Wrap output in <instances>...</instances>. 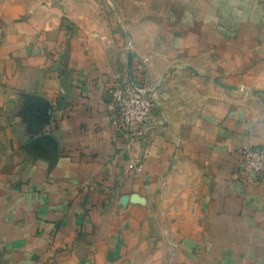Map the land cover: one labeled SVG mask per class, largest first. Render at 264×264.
<instances>
[{
	"label": "crops",
	"instance_id": "1",
	"mask_svg": "<svg viewBox=\"0 0 264 264\" xmlns=\"http://www.w3.org/2000/svg\"><path fill=\"white\" fill-rule=\"evenodd\" d=\"M140 80L146 134L109 87ZM264 0H0V264H264Z\"/></svg>",
	"mask_w": 264,
	"mask_h": 264
},
{
	"label": "built area",
	"instance_id": "2",
	"mask_svg": "<svg viewBox=\"0 0 264 264\" xmlns=\"http://www.w3.org/2000/svg\"><path fill=\"white\" fill-rule=\"evenodd\" d=\"M110 105L116 133L133 140L143 137L152 122L155 103L143 83L135 78H116L109 87ZM241 174L259 181L264 178V147L248 145L240 149Z\"/></svg>",
	"mask_w": 264,
	"mask_h": 264
},
{
	"label": "rangeland",
	"instance_id": "3",
	"mask_svg": "<svg viewBox=\"0 0 264 264\" xmlns=\"http://www.w3.org/2000/svg\"><path fill=\"white\" fill-rule=\"evenodd\" d=\"M98 1V0H97Z\"/></svg>",
	"mask_w": 264,
	"mask_h": 264
}]
</instances>
